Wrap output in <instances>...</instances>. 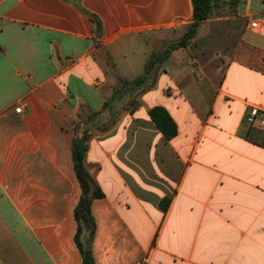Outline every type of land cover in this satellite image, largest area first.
I'll return each instance as SVG.
<instances>
[{
  "label": "crops",
  "instance_id": "0c3cea01",
  "mask_svg": "<svg viewBox=\"0 0 264 264\" xmlns=\"http://www.w3.org/2000/svg\"><path fill=\"white\" fill-rule=\"evenodd\" d=\"M192 14L191 0H0V264H82L72 154L82 116L100 125L85 157L104 193L91 206L95 264H264V130L245 121L264 109V36L247 28L264 0L212 19L240 29L221 77L189 44L153 87L114 96ZM155 106L177 124L168 141Z\"/></svg>",
  "mask_w": 264,
  "mask_h": 264
},
{
  "label": "trees",
  "instance_id": "16d2710c",
  "mask_svg": "<svg viewBox=\"0 0 264 264\" xmlns=\"http://www.w3.org/2000/svg\"><path fill=\"white\" fill-rule=\"evenodd\" d=\"M193 7L192 21L187 25L184 34L175 42H169L165 48L153 54L149 59L145 72L142 76L132 80L131 82L122 80L120 84L122 88H117L114 96L120 94L126 86H140L148 80L150 87L155 84V71L169 55L176 49L187 47L192 39L198 33L200 25L210 18L214 8L222 2V0H191ZM83 10V9H82ZM95 23V31L97 34L101 32L100 19L85 10H83ZM144 90V89H143ZM149 116L159 131L163 134L168 141L177 135V124L171 117L169 112L162 106H155L149 110ZM83 122L86 127L89 119ZM91 134L86 128L80 132V126L74 124V136L72 139V154L74 169L77 179L82 189L81 198L75 208V218L77 221V233L75 236L76 245L82 256V264H95L92 242L95 235L96 223L92 214V202L96 198H103L104 193L100 186L96 183L92 173L85 163L86 152L88 149V141ZM170 203L169 198H164L160 201V207L166 211Z\"/></svg>",
  "mask_w": 264,
  "mask_h": 264
},
{
  "label": "rangeland",
  "instance_id": "374dc122",
  "mask_svg": "<svg viewBox=\"0 0 264 264\" xmlns=\"http://www.w3.org/2000/svg\"><path fill=\"white\" fill-rule=\"evenodd\" d=\"M239 1L240 0H222V2L214 8L210 16L211 21L207 23L206 27L204 26L198 29L196 37L192 39L189 45L190 52L200 63L206 66L209 72H214L216 66L219 67L218 70L220 71L215 73L219 77H221L220 72L226 62V59L232 55V51L237 44L240 29L238 27V30H236L232 23H224V21L218 22L212 19L237 15ZM242 22L245 29V19H242ZM186 29L187 25L182 27L179 30V36L176 39L173 37L174 39L171 41H165L161 45L158 43L155 46L153 54L161 52L167 43L177 41L184 34ZM84 121L85 119L83 116L75 121V124L80 126V132L86 128L89 130L90 134L98 131L97 127H100L99 123L92 125L88 124L85 127L83 125ZM92 171H94V169L90 170L93 175Z\"/></svg>",
  "mask_w": 264,
  "mask_h": 264
},
{
  "label": "built area",
  "instance_id": "2783aa9c",
  "mask_svg": "<svg viewBox=\"0 0 264 264\" xmlns=\"http://www.w3.org/2000/svg\"><path fill=\"white\" fill-rule=\"evenodd\" d=\"M247 28L257 34L264 36V17L255 16L248 20ZM20 111V108H16ZM246 124L250 127L264 130V109L256 106L249 107L246 117Z\"/></svg>",
  "mask_w": 264,
  "mask_h": 264
}]
</instances>
